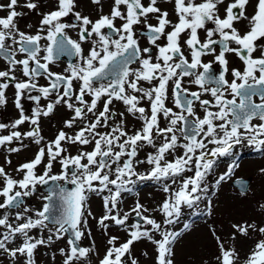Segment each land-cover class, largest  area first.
Wrapping results in <instances>:
<instances>
[{
	"label": "snow or ice",
	"instance_id": "1",
	"mask_svg": "<svg viewBox=\"0 0 264 264\" xmlns=\"http://www.w3.org/2000/svg\"><path fill=\"white\" fill-rule=\"evenodd\" d=\"M53 2L54 8L39 12L40 27L35 35L20 31L17 19L26 13L17 11V7L36 12L38 2L7 0L0 3V11L7 12L6 16L0 17V57L8 64L7 70L0 71V106L7 103L5 90L14 84V106L19 112V117L10 125L0 123V130L12 129L8 135H0V146L14 141H20L22 145L24 138H31L40 145L44 139L40 129L41 117L50 116L58 105L72 113L64 121L65 128L72 129L78 121L88 119L89 122L74 135L59 131L46 147L39 148L32 160L15 169L22 174L21 179L9 176L0 166V180L3 181L0 209L20 208L24 198L36 192L37 185H47L49 181H63L73 186L69 190L56 183L49 194L42 197L45 203L35 211V218L25 215L31 211L28 207L15 213V223L11 222L7 212L0 216V228L5 229L0 233V256H8L16 264H36L35 254L39 247H50L63 239L65 234L71 233L67 241L70 250L59 249L65 257L63 264H76L77 261L82 264L83 258L92 251L91 248L79 246L85 236L84 229L88 228L85 212L87 216H92L87 208L88 194L108 192L109 195L102 197L105 211L98 224L105 234L112 224L123 227L128 232V238L118 243L117 236H110L107 239L109 247L99 264H129V261L130 264H139L132 257V246L142 240L155 245V264H174L173 246L190 229V225L184 224L180 231H169L166 226L178 222L184 206L193 208L208 198L210 189L207 178L215 164L212 158L231 154L233 147L244 141L257 149L264 147V45L258 43L264 40V0H255V4L252 0H233L224 8L223 18L219 14V6L225 0H202L200 3L195 0H163L165 4L174 3V13L178 18L174 24L159 0H149L147 6L142 0H112L108 14H103L101 0H91L92 4L100 6L101 11L95 21L75 11L76 0ZM250 6L253 8L252 14L248 12ZM70 16L75 22H63L64 18ZM152 18L156 20L155 24L149 22ZM116 21L121 22L119 26ZM245 21L248 28L242 33L235 24ZM141 25L152 47H141L137 35V26ZM69 28L79 30L78 41L67 36L65 30ZM45 30L47 35L41 36L40 32ZM199 30L206 32L203 42ZM182 34L186 36L183 45L190 51V62L182 49ZM114 35L118 38L113 39ZM217 36L218 39H214ZM162 38L166 43H158ZM42 39H47L49 44L43 49L47 54L40 57ZM89 40L92 46L85 55L82 43ZM233 44L236 47H232ZM217 45L220 49L218 53ZM258 50L259 55H255ZM17 52L25 54V58L17 59ZM229 53H234L242 61V71L229 69ZM54 54L74 55L79 62L65 69L67 75L55 73L49 68ZM207 55H213L215 63L220 66L218 75L212 74L211 63L203 62L202 57ZM132 64L139 67L132 68ZM16 71L27 79L17 80ZM229 71L233 77L231 82L227 78ZM39 76L49 80L48 86L36 83ZM185 77H193L189 83L199 86L201 91H190L184 87ZM105 80L106 83L101 82ZM74 82H79L78 88ZM142 82L149 87H144ZM97 83L98 87L95 86ZM208 84L215 86L208 87ZM169 89L178 112L167 106ZM34 91L39 95H32ZM53 93L55 99L42 107L41 100H48ZM203 93H210L213 100L201 99ZM226 93L232 98L228 99ZM254 96L259 97L260 103L253 101ZM24 99L36 105L31 115L25 114ZM116 101L124 105V111L114 110ZM142 101L148 102V110L141 106ZM197 102L203 109V117L196 112ZM128 115L142 122L139 130L131 133L127 130ZM161 117L167 121L166 127H161ZM253 120L260 123L254 124ZM25 123L32 125L30 131L17 130ZM100 128L110 130L101 132L98 131ZM181 137L183 143L180 142ZM156 138H162L159 146ZM65 143L94 146L91 151L64 155L67 152L63 147ZM145 145L154 148L155 152L149 153L146 161L139 160L138 152ZM209 145L214 147L209 148ZM178 148L183 149V154L168 160L167 155ZM8 151L17 153L21 147H10ZM56 162L60 164L61 171L52 175ZM145 162L152 166L150 171L147 174L138 173L136 166ZM7 163L10 164L11 160ZM41 165L43 174H37V167ZM193 168V175H183L193 172ZM231 170L232 166L228 172L220 175L212 188L218 189ZM261 172L264 173V169ZM113 173L114 179L111 178ZM132 177L140 181L164 182L163 191L168 193V198L160 205L162 223L145 215L148 209L136 202L131 213L143 224L132 223L130 228L127 225L130 213L121 215L118 201L122 192L132 190L127 187L135 183ZM169 180L172 184L179 180L178 189L173 190L167 183ZM241 191L244 193L246 186ZM57 199L60 201L59 215L53 211ZM211 203L208 199L209 209ZM260 209L264 210V204L260 205ZM231 228L232 241L236 240L237 234L247 237L250 231L264 234V226H259L255 221L234 223ZM34 229H39L41 233L46 230L49 234L46 238L43 235L36 238L30 234ZM156 234H159V238H156ZM212 235L219 249V255L215 257L217 264H238L239 253L235 245L226 247L215 229ZM88 236H91L90 230ZM17 239H21V243L11 246ZM55 259L53 254L52 260ZM244 264H264V240L256 243Z\"/></svg>",
	"mask_w": 264,
	"mask_h": 264
},
{
	"label": "rangeland",
	"instance_id": "2",
	"mask_svg": "<svg viewBox=\"0 0 264 264\" xmlns=\"http://www.w3.org/2000/svg\"><path fill=\"white\" fill-rule=\"evenodd\" d=\"M81 2L83 0H80ZM38 11V10H37ZM37 11L35 13H37ZM79 12V11H78ZM80 12L85 14L80 7ZM89 17L95 15L94 12L86 13ZM153 19V18H152ZM39 24H35V27ZM84 44H82L83 46ZM85 47V46H83ZM79 58L77 57L76 61ZM8 67V65H4ZM32 92L31 94H33ZM29 103L32 106V101L27 99L23 100V105ZM59 106V105H58ZM65 110H68L65 107ZM69 111V110H68ZM69 116L71 112L69 111ZM18 115V110L14 106V98H7V103L0 106V123L11 124ZM64 117V115H63ZM21 125L19 131L26 132L32 129V125ZM79 126V121L73 126L72 129L65 128L64 120L52 114L50 119L41 117L40 129L43 141L40 145L35 144L31 138H24L22 145L20 141H14L12 144L0 146V166L4 167L9 176L14 179H21L22 174L16 172L15 169L21 164L32 160L35 153L40 147H46V145L54 140L58 130H63L69 135H74V130ZM12 131L11 128L0 130V135H8ZM247 141H244L240 146V149L232 150L231 154L214 159L215 164L211 174L207 178L209 185L208 198L200 201L201 204L195 208H188L184 206L181 211V215L177 223L166 226L169 231H180L184 224L190 225V229L185 232L179 240L174 244V264H217L215 257L219 255V249L215 238L212 235V230L215 229L216 235L220 236L225 241L226 247H230L233 244L239 253L238 264H244V260L247 255L255 248L256 243L260 240H264V234L251 232L247 237L237 234L236 240L232 241L230 235L233 232L231 225L234 223H243L245 221L251 223L255 221L259 226H264V210L260 209V205L264 204V173L261 172L264 169V150L251 153L246 151L248 146ZM21 147V151L17 153H10L8 148ZM67 149L64 155L78 154L80 151H87L90 147L88 145H70L65 143L63 145ZM244 151V154L239 152ZM213 159V158H212ZM11 160V163H7ZM86 162V161H84ZM46 163V159H45ZM232 166V170L228 178L223 181L218 189L212 188V185L220 177V175L229 171V167ZM139 169L140 167L137 166ZM136 169V171L138 170ZM43 165L37 167V174H43ZM61 171L60 164L54 163L52 169V175L59 174ZM138 172V171H137ZM139 173V172H138ZM193 172H187L184 176H191ZM142 174V173H140ZM250 177L248 188L244 193L232 184V180L235 177ZM136 182L132 187V190L124 191L118 201V208L121 215L125 212L130 213V218L127 221V225L130 228L132 223H141L140 220L134 218V213H131V209L135 207L136 202L142 204L148 212L145 215L154 218L158 223L163 221V213L160 211V205L168 198V193L163 191L164 182H157L154 180H137L136 177L132 178ZM63 181L59 183L62 184ZM173 190L178 189L179 180L176 184H172L171 181H167ZM3 181L0 180V187H2ZM70 185V184H69ZM214 193V194H213ZM48 191L43 189L41 185H37L36 192L29 197L24 198V204L20 208L12 209H0V216L5 212L11 217V222L15 223V213L22 211L23 207H28L31 211L27 215H32L37 210H40L45 203L43 196H46ZM109 195L108 192L97 195L95 193L88 194L87 208L92 212V216H85L88 220V228L84 229L85 236L79 242L82 246L91 248L89 256L83 258L82 264H99V260L103 258L106 249L109 247L107 239L110 236H117L119 238L118 243L124 242L128 238V232L123 227L112 224L104 233L102 226L98 224V219L104 214L103 196ZM208 199L211 200V208L208 207ZM3 202V198L0 197V203ZM210 213V214H209ZM35 218V217H34ZM150 227V226H145ZM91 231V236H88V231ZM5 229L0 228V233ZM36 238H40L43 235L45 238L49 234L46 230L41 233L39 229H34L30 233ZM156 238H159V234H156ZM69 237L65 234V237L59 241H56L50 247L41 246L38 248L35 254L36 264H63L64 256L59 252L60 248H64L68 252L69 245L67 243ZM21 243V239L14 241L13 245ZM55 254L56 259L52 260V255ZM155 245L147 240L136 242L132 246V257L136 258L139 264H155ZM0 264H16L8 256H0ZM76 264H81L77 261ZM130 264V261H129Z\"/></svg>",
	"mask_w": 264,
	"mask_h": 264
},
{
	"label": "flooded vegetation",
	"instance_id": "3",
	"mask_svg": "<svg viewBox=\"0 0 264 264\" xmlns=\"http://www.w3.org/2000/svg\"><path fill=\"white\" fill-rule=\"evenodd\" d=\"M6 2H7V0H0V3H6ZM23 2H24V0H20V3H23ZM35 2H38V4H39V8H38L37 13L29 12L27 9H23V8L17 7V11H24L26 13L24 16L19 17L17 19L18 27H19L20 31L25 32L28 35H35L37 33L39 27H40L39 25H37L36 28H33V27H35V24H39V21L41 19V16L39 15V12H47V11H49L52 8L55 7V4H54L53 0H35ZM111 2H112V0H101V4H102V8H103V14H108L110 12ZM148 2H149V0H142V3H144L145 6H147ZM195 2L196 3H200V2H202V0H195ZM231 2H233V0H225L224 4L219 6L220 7V13L219 14L221 15L222 18L225 15L224 8L227 6L228 3H231ZM252 2H253V4H255V0H252ZM76 3H77V7H76L75 11H79L80 12V7H81L82 10L84 12H86V13H89V12H94L95 13V15L93 17H90L93 21H95L96 19L99 18L100 14H101L100 6L92 4L91 0H83L82 2L80 0H76ZM159 3H160V6L163 9H165V10H167L169 12V19L172 20L173 24L177 23L178 22V18L176 17V15L174 13V3L173 4H165V3H163V0H159ZM248 12H249V14L253 13V8L251 6L248 8ZM86 13L85 14L81 13V14L82 15H86ZM6 15H7L6 11H0V17L6 16ZM63 22H65V23H73L75 21H74V18H72L70 16V17L64 18ZM149 22L155 24L156 20L153 18ZM120 23H121L120 21H116L117 26H119ZM209 26L210 27H214L213 25H209ZM235 27H237V29L240 30L243 33L248 28V25H247V22L245 21V22H242V23H236ZM170 30H171V28L168 29V31H170ZM65 31H66L67 36L69 38H71L72 40H77V41L79 40V30L78 29L69 28V29H66ZM103 31L107 32L108 30L104 29ZM40 34H41V36H46L47 32L45 30V31L40 32ZM137 35H138L139 43H140L142 48L143 47H152L147 41V32L143 28L142 25L141 26H137ZM199 36H200L201 41L203 42L206 39V32L204 30H199ZM117 38H118L117 36H115V35L113 36V39H117ZM185 38H186V36H184L182 34L181 45H182V49H183V51L185 53V56L188 58V60L190 62L191 61L190 51L187 49L186 46L183 45V39H185ZM93 39H97V38L93 37ZM214 39H218V36L214 37ZM8 43L11 44L10 41ZM158 43H161V44L166 43V40L162 38L161 41H158ZM258 43L260 45H264V40H261ZM48 44H49V41L47 39H42L40 41V47L42 49V51L39 53L40 57H43L44 55L47 54L45 51H43V49H45ZM82 44H84L83 46H85V47L82 46V48L84 49V53L86 55L88 50L92 46V41L89 40V41L83 42ZM231 46L232 47H236V45H234V44L231 45ZM216 50H217V53L220 50L218 45L216 46ZM255 55H259V50H258V52ZM154 56H155V49L153 48V57ZM16 58L17 59H24L25 58V54L17 52ZM227 58L229 60V69L230 70L233 69V68L241 70V71L243 70L242 61L234 53L227 54ZM76 59H77V57L74 56V55H68V54L56 55V54H54V59L49 64V68H50V70L52 72L67 75L68 73L65 72V69L68 68L69 65H71V64L78 63L79 59L77 61H76ZM202 60H203L204 63H211L212 64V68H211L212 74H214V75H218L219 74L220 66L217 63H215L213 55L204 56V57H202ZM41 62L43 63L44 61L41 60ZM4 65H8L7 61L3 57H0V71L7 70V68L4 67ZM32 66L34 67L35 65L32 64ZM130 67L137 68V67H139V65L138 64H132V65H130ZM198 71H203V69H198ZM15 75L17 77V80H25V79H27L26 77H23V75H22V73L20 71H16ZM227 78H228L229 82H231V80L233 79V77L230 74V71H229V74H228ZM108 79H111V77H109ZM191 79H194V78L193 77H185L184 78V80H183L184 87L189 88L190 91H198V92H200L201 89L199 88V86L189 83V81ZM101 82L102 83H106L107 80L101 81ZM237 82L239 83V81H237ZM36 83L39 86H48L49 80L45 79L44 76H39V77L36 78ZM78 84H79V82H74V86L76 88H78ZM142 84H143L144 87H149V85L146 82H142ZM95 86L98 87L99 83H97ZM206 86L213 87L215 85L208 84ZM5 91H6V97L7 98H11L12 99V97H13L15 99V87H14V84H10V87L8 89H6ZM61 91H62V89H61ZM33 94L34 95H39V93L35 92V91H34ZM226 97L228 99L232 98L231 95L227 94V93H226ZM54 99H55V93H53L52 96H50L48 100L42 99L41 100V106L42 107L46 106L49 103V101H52ZM86 99L90 100L89 97H86ZM201 99L213 100V98L211 97L210 93H203L201 95ZM253 101L255 103H260V99H259L258 96H254L253 97ZM237 102H239L238 98H237ZM166 103H167L168 107L173 109V111H177V112L179 111V109L175 108V105H174V103L172 101L171 89H169V99H168V101ZM35 106L36 105L33 102H32V106H30L29 103H26L24 105L25 114L26 115H31V110ZM141 106L145 107L146 110L149 109V105H148L147 101H142L141 102ZM113 107H114V110H116V111H124L125 110L124 105L121 102H119V101L114 102V106ZM101 108H102V105H101ZM195 109H196L197 114L200 115L201 117H203V109L199 107L198 102L195 105ZM215 110H217V109H213V111H215ZM54 113H55V116H57L59 118H62V121L63 120L65 121V120H67V119H69L71 117L68 114L69 111L65 110V107L62 106V105L57 106L52 114H54ZM52 114L50 116L46 117V118L50 119L52 117ZM149 114H150V112H149ZM63 115H64V117H63ZM88 116L91 117V114H88ZM18 117H19V112H18V115L16 116V118H18ZM88 122H89L88 119H86L84 121H79V126L76 128V130H74L73 133L75 134L76 131H78L81 127H83ZM217 123H219V122H217ZM252 123L257 124V123H260V121L253 120ZM25 125H27V124L25 123ZM141 125H142V122L137 120L135 117H133L131 115L127 116V130L130 133L135 131V130H139ZM166 126H167V121L164 120L163 117H161V127H166ZM108 130H110V129H104V128L98 129V131H101V132L108 131ZM59 131H61V130L59 129L57 134L59 133ZM56 135H55V137H56ZM177 135L179 136L180 133L177 132ZM55 137H54V139H55ZM162 142H163L162 138H156L157 146H159V144L162 143ZM180 142L181 143L184 142L182 137H181ZM241 145H242V143L240 145H235L232 150L240 149ZM246 145L248 146V148H246V151H249V149H250L251 153H257V152H260V151L264 150V147H261L260 149H257L255 145H249L248 143H246ZM88 146H90V147L87 149V151H91L92 147L94 145H88ZM211 147H214V145H209V148H211ZM154 152H155L154 148H152L151 146L145 145L143 147V149L138 152L137 159L146 161L147 155L149 153H154ZM244 153H245L244 151H240L239 155L240 154H244ZM182 154H183V149H179L178 148L171 155H167L166 158L168 160H173V159H175L176 156H179V155H182ZM74 155H77V154H74ZM226 156H228V155H226ZM223 158H225V156L221 157V159H223ZM137 166H139L140 168L138 169ZM137 166H136V169H138L137 171L139 173H142V174H147V172L150 171V169L152 167L151 165H148L146 162L143 163V164L137 165ZM111 178H113V179L115 178V173H113ZM134 184H131V185H134Z\"/></svg>",
	"mask_w": 264,
	"mask_h": 264
},
{
	"label": "water",
	"instance_id": "4",
	"mask_svg": "<svg viewBox=\"0 0 264 264\" xmlns=\"http://www.w3.org/2000/svg\"><path fill=\"white\" fill-rule=\"evenodd\" d=\"M249 182H250V177H236V178L232 181V184H233L236 188H238V189L241 190V188H242L243 186H246V189H247V188H248V185H249ZM56 183H59V182L49 181V183H48L47 185H41V186L43 187V189L47 190V191H48V194H49V190L52 189ZM59 184H60V183H59ZM62 185H63V187H65L66 189H69V190H71V189L73 188L72 185H69V184H67V183H65V182H63ZM48 194H47V195H48ZM59 205H60V201L57 199V200L55 201V207H54V209H53L54 213L57 214V215H59V211H60V207H59ZM136 219L139 220L138 217H136ZM67 234H68L69 238H71V233H67ZM79 246H80V245H79Z\"/></svg>",
	"mask_w": 264,
	"mask_h": 264
},
{
	"label": "trees",
	"instance_id": "5",
	"mask_svg": "<svg viewBox=\"0 0 264 264\" xmlns=\"http://www.w3.org/2000/svg\"><path fill=\"white\" fill-rule=\"evenodd\" d=\"M204 200H205V199H204ZM202 202H203V200H202ZM202 202H199V204H201ZM199 204H198V205H199ZM194 208H195V207H194Z\"/></svg>",
	"mask_w": 264,
	"mask_h": 264
}]
</instances>
